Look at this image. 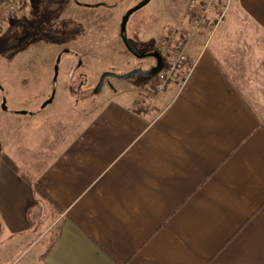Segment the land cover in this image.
<instances>
[{"label": "crops", "instance_id": "obj_1", "mask_svg": "<svg viewBox=\"0 0 264 264\" xmlns=\"http://www.w3.org/2000/svg\"><path fill=\"white\" fill-rule=\"evenodd\" d=\"M183 49L164 89L132 80L56 139L0 121V264H264V0Z\"/></svg>", "mask_w": 264, "mask_h": 264}, {"label": "rangeland", "instance_id": "obj_2", "mask_svg": "<svg viewBox=\"0 0 264 264\" xmlns=\"http://www.w3.org/2000/svg\"><path fill=\"white\" fill-rule=\"evenodd\" d=\"M8 1L0 7V121L12 130L28 127L33 116L41 114L48 123L54 120L56 139L91 100L146 78L107 77L94 92L101 74H124L155 65L152 55L132 54L120 34L126 12L143 0ZM184 1L149 0L133 10L125 30L131 46L139 53L157 50L163 63L172 60L183 48H179L180 39L188 37ZM13 2L16 11L2 14L1 9ZM52 93V101L42 106ZM5 132L0 130V138ZM53 136L42 140L45 148ZM28 142L23 141L26 153L32 147Z\"/></svg>", "mask_w": 264, "mask_h": 264}, {"label": "built area", "instance_id": "obj_3", "mask_svg": "<svg viewBox=\"0 0 264 264\" xmlns=\"http://www.w3.org/2000/svg\"><path fill=\"white\" fill-rule=\"evenodd\" d=\"M216 0H186V14L188 19V37L193 34L201 33L205 28L209 33H213L218 22L222 19L228 0H224L223 7L218 9L214 17L210 16L212 6L215 5ZM17 6L13 3H8L1 10L2 14H9L15 12ZM1 22V19H0ZM184 47V46H183ZM189 60L183 48L176 54V56L169 62L163 63L160 69L155 72L154 75V88L156 90H162L167 83L174 77V74L182 69L188 68Z\"/></svg>", "mask_w": 264, "mask_h": 264}, {"label": "water", "instance_id": "obj_4", "mask_svg": "<svg viewBox=\"0 0 264 264\" xmlns=\"http://www.w3.org/2000/svg\"><path fill=\"white\" fill-rule=\"evenodd\" d=\"M149 0H143L142 2H140L139 4H137L136 6L132 7L131 9H129L126 14L124 15V17L122 18V22L120 24V34H121V38L123 40V43L125 44L126 48L135 56L138 57H142V56H146V55H152L155 58V65H153L152 67H150L148 70H139V69H133L127 73L124 74H114V73H108L105 72L103 74H101L98 83L96 84L95 88H94V92H97L100 90L101 86L104 83V80L107 77H116V78H120V79H128L132 76H151L152 74H154L155 72H157L160 67L162 66V57L160 55V53L156 50L153 52H143V53H139L137 52L130 44L129 40L127 39V36L125 34V30H126V22L128 19V16L133 12V10L143 6L145 3H147ZM57 64L54 66V73L55 75L57 74ZM53 98V93L52 95L42 104V106H45L46 104L50 103L52 101ZM2 107L4 108V105L2 104ZM20 113H25V111H20Z\"/></svg>", "mask_w": 264, "mask_h": 264}, {"label": "trees", "instance_id": "obj_5", "mask_svg": "<svg viewBox=\"0 0 264 264\" xmlns=\"http://www.w3.org/2000/svg\"><path fill=\"white\" fill-rule=\"evenodd\" d=\"M7 1L8 0H0V7L2 6V5H4L5 4V2L7 3ZM10 1V0H9ZM8 1V2H9ZM11 2V1H10ZM185 42H186V40L184 39V38H181L180 39V43H179V48H181V47H183L184 46V44H185ZM146 52H147V50H146ZM39 191L41 192V193H44V192H42V190L39 188Z\"/></svg>", "mask_w": 264, "mask_h": 264}]
</instances>
